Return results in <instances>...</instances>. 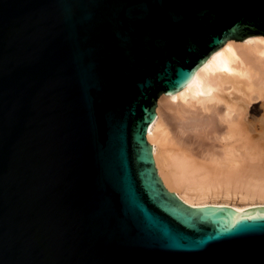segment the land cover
Masks as SVG:
<instances>
[{"label":"water","instance_id":"95a60500","mask_svg":"<svg viewBox=\"0 0 264 264\" xmlns=\"http://www.w3.org/2000/svg\"><path fill=\"white\" fill-rule=\"evenodd\" d=\"M264 0H0V264H264V206H191L146 134Z\"/></svg>","mask_w":264,"mask_h":264},{"label":"bare ground","instance_id":"6f19581e","mask_svg":"<svg viewBox=\"0 0 264 264\" xmlns=\"http://www.w3.org/2000/svg\"><path fill=\"white\" fill-rule=\"evenodd\" d=\"M146 138L164 186L186 204L264 206V36L231 38L179 94L160 92Z\"/></svg>","mask_w":264,"mask_h":264},{"label":"rangeland","instance_id":"374dc122","mask_svg":"<svg viewBox=\"0 0 264 264\" xmlns=\"http://www.w3.org/2000/svg\"><path fill=\"white\" fill-rule=\"evenodd\" d=\"M257 106H258V105H257ZM161 108H162V112H163V114H164L165 116L169 114L168 109H166L165 101L162 102V104H161Z\"/></svg>","mask_w":264,"mask_h":264}]
</instances>
